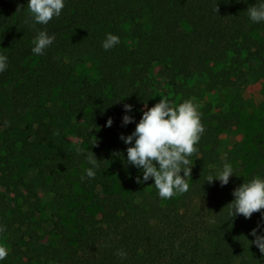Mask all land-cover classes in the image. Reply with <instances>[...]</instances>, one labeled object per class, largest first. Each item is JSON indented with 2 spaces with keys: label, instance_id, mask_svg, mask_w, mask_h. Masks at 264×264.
<instances>
[{
  "label": "trees",
  "instance_id": "trees-1",
  "mask_svg": "<svg viewBox=\"0 0 264 264\" xmlns=\"http://www.w3.org/2000/svg\"><path fill=\"white\" fill-rule=\"evenodd\" d=\"M27 2L0 0V244L10 250L0 264H264L250 244L264 210L231 220L227 206L243 181L264 178V109L243 94L258 81L264 93V22L248 15L264 0H65L58 18L35 27ZM45 28L55 40L34 54ZM108 33L120 43L106 51ZM76 63L92 70L78 76ZM212 94L198 105L205 132L190 189L161 199L153 179L136 182L143 173L126 165L120 136L145 103ZM124 104L133 106L126 126ZM234 126L244 140L224 158L220 136ZM91 151L99 168L87 178ZM225 162L229 183H207Z\"/></svg>",
  "mask_w": 264,
  "mask_h": 264
},
{
  "label": "clouds",
  "instance_id": "clouds-1",
  "mask_svg": "<svg viewBox=\"0 0 264 264\" xmlns=\"http://www.w3.org/2000/svg\"><path fill=\"white\" fill-rule=\"evenodd\" d=\"M27 7L30 15L26 23L31 21L32 27L36 24L47 25L54 17L58 18L61 15L65 0H28ZM214 10L219 12L218 4ZM248 15L254 23L264 22V3L249 7ZM54 40V34L49 35L46 28L39 31L33 41L32 52L44 55L45 50L53 44ZM119 43L118 35L108 33L102 46L107 51ZM7 67L8 57L0 54V73L6 71ZM123 107L125 114L122 117V126H126L134 121V117L127 114L133 110V106L124 104ZM145 109L139 122L136 123L135 130L127 136L123 134L120 136V139L129 145L126 149V165H133L142 171L143 178L137 176V183L153 179L161 199L166 200L183 195L189 191L188 181L192 180L191 172L194 163L191 157L196 155L199 158L197 145L205 132L198 105L192 98L174 104L169 98L163 96L152 107H148L145 103ZM112 123L113 120L109 117L106 126L111 127ZM95 144L96 142L93 145ZM119 154L116 153V155ZM87 160L91 167L85 170L86 176L94 178L95 169L99 168V160L92 151L87 156ZM233 175V166L225 162L222 169L208 175L206 182L212 184L214 181H219L223 187L229 183ZM232 195L234 199L227 204L229 218L233 220L242 215L245 219H250L254 213L264 210V178L255 176L247 182L243 181L233 190ZM262 219H264V213H262ZM261 228L262 225L258 223L257 227L252 229L250 235L255 239L250 241V244H254L260 253L264 254V231L258 232ZM6 231L7 226L0 225V234ZM9 251L6 246L0 244V261L7 258ZM117 255L126 258L127 253L120 250Z\"/></svg>",
  "mask_w": 264,
  "mask_h": 264
},
{
  "label": "rangeland",
  "instance_id": "rangeland-1",
  "mask_svg": "<svg viewBox=\"0 0 264 264\" xmlns=\"http://www.w3.org/2000/svg\"><path fill=\"white\" fill-rule=\"evenodd\" d=\"M75 70L76 74L80 76L81 74L87 73L86 70H92L89 68L90 66H86L84 64L76 63L75 65ZM263 82L258 81V82H252L249 85H247L244 90L243 94L245 98L248 100V105L251 110H256V111H263L264 109V93H263ZM212 96H207L204 99H200L197 101V105L201 104V101H207V100H212ZM1 124V123H0ZM4 129L3 125H0V135L2 130ZM244 140L243 133L238 126L231 127L227 131H225L221 136H220V147L222 149L223 157L226 158L230 150L234 149V147L238 144V142H241ZM42 193V197L45 202L50 201L49 195H45L44 192ZM49 216V213H45L43 217V231L48 233L52 227L51 220L48 219L47 217Z\"/></svg>",
  "mask_w": 264,
  "mask_h": 264
}]
</instances>
